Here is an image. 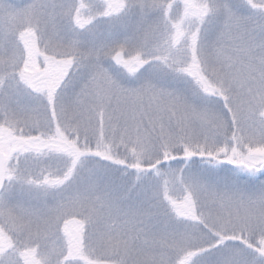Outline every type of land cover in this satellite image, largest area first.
I'll return each instance as SVG.
<instances>
[{
  "label": "snow or ice",
  "instance_id": "obj_1",
  "mask_svg": "<svg viewBox=\"0 0 264 264\" xmlns=\"http://www.w3.org/2000/svg\"><path fill=\"white\" fill-rule=\"evenodd\" d=\"M0 264H264V0H0Z\"/></svg>",
  "mask_w": 264,
  "mask_h": 264
}]
</instances>
